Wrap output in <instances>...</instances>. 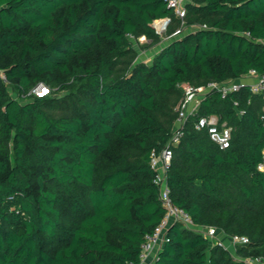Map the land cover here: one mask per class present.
I'll list each match as a JSON object with an SVG mask.
<instances>
[{"label": "trees", "instance_id": "trees-1", "mask_svg": "<svg viewBox=\"0 0 264 264\" xmlns=\"http://www.w3.org/2000/svg\"><path fill=\"white\" fill-rule=\"evenodd\" d=\"M185 20L197 27L133 65L132 40L179 22L167 0H0V264H140L165 215L150 167L175 128L165 100L264 74V0H190ZM263 104L249 86L208 92L166 171L193 225L245 236L237 256L252 260L264 258ZM210 116L231 128L227 149L195 129ZM155 264L245 262L176 222Z\"/></svg>", "mask_w": 264, "mask_h": 264}, {"label": "built area", "instance_id": "built-area-1", "mask_svg": "<svg viewBox=\"0 0 264 264\" xmlns=\"http://www.w3.org/2000/svg\"><path fill=\"white\" fill-rule=\"evenodd\" d=\"M189 1L190 0H167V7L173 11L174 16L179 20L181 25L185 24L186 4ZM201 27L206 28L205 25H202ZM191 28L196 27L191 26ZM0 78L3 83H7L3 74L0 75ZM249 79L253 81L249 82ZM244 86H249L250 92L253 94L264 95V74H257L254 70H251L246 76H243L237 81H230L222 84L209 83L203 90H198L187 84L181 86L183 96L176 107L177 118L175 128L172 131V136L167 145H165L160 152L153 151L150 155V167L155 171L153 183L159 189V198L165 209V215L160 224L155 228L153 234L146 236V241L141 247L139 257L140 264H155L157 253L166 241V232L172 224L178 222L186 228L195 230V226L193 225L189 214L173 204L166 177V171L172 158L171 148L179 142V139L182 136L183 126L188 116L197 110L200 101L208 92L217 90L223 99L230 93L240 91ZM32 93L41 97L48 94V88L43 85H38L32 90ZM193 100L195 101L194 104L192 102ZM235 106H237V103H235ZM261 112L264 115V104L261 108ZM238 114L241 115L242 110H239ZM194 126L196 130L206 129L210 140L221 150L229 147L231 128L227 127L225 124L218 125L216 117H198ZM258 169L264 173V156L263 161L258 165ZM198 232H201L207 237L209 243L211 242V238L217 235V231L211 227ZM228 239L231 244L243 246L248 243V239L245 236L235 235ZM249 264H264V262L258 258L250 260Z\"/></svg>", "mask_w": 264, "mask_h": 264}, {"label": "rangeland", "instance_id": "rangeland-1", "mask_svg": "<svg viewBox=\"0 0 264 264\" xmlns=\"http://www.w3.org/2000/svg\"><path fill=\"white\" fill-rule=\"evenodd\" d=\"M185 24L181 25L180 22L177 23L176 26H173V30L170 32L166 29L165 25H157L156 28L161 36V40L156 43L150 44L149 41L145 40L143 37L139 38L138 40H132L133 45V54L131 55L130 59L132 60L133 65L137 63H145L149 64L154 56V54L163 46L168 44L171 40L175 38L182 37L186 33L190 32L192 30L191 27H186V20L184 21ZM164 24V23H163ZM197 27V26H195ZM170 32V33H169ZM70 95L66 92H62L60 94H56V97L63 98L65 101L70 100ZM181 95H174L171 96L168 100H165L166 106L171 110V112H168V115L166 116L170 117L175 115L176 107L178 106V103L180 102ZM176 122V121H175ZM174 130V128H173ZM217 235L213 238H211L210 246L214 245L216 242L220 243L222 248H225L228 250L232 258L235 260H244L245 264H249V261L252 260L251 258H240L237 256V250L240 248L237 244H231L229 239V236H224L221 231L216 230ZM220 234L224 237L223 239L220 238ZM261 259V258H260ZM264 262V258L261 259Z\"/></svg>", "mask_w": 264, "mask_h": 264}, {"label": "crops", "instance_id": "crops-1", "mask_svg": "<svg viewBox=\"0 0 264 264\" xmlns=\"http://www.w3.org/2000/svg\"><path fill=\"white\" fill-rule=\"evenodd\" d=\"M194 28H192V30H193ZM251 81H253V80H251V79H249V82H251ZM193 102V104H194V100L192 101ZM202 230H204L203 228H200V227H195V231H202ZM220 238L221 239H223L224 237L220 234Z\"/></svg>", "mask_w": 264, "mask_h": 264}]
</instances>
